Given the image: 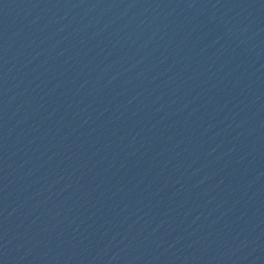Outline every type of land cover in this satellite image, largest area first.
<instances>
[{
	"label": "water",
	"instance_id": "water-1",
	"mask_svg": "<svg viewBox=\"0 0 264 264\" xmlns=\"http://www.w3.org/2000/svg\"><path fill=\"white\" fill-rule=\"evenodd\" d=\"M0 264H264V0H0Z\"/></svg>",
	"mask_w": 264,
	"mask_h": 264
}]
</instances>
